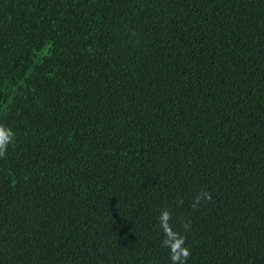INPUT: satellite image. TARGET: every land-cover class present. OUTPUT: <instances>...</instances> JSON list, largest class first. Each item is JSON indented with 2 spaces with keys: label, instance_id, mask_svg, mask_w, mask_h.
Masks as SVG:
<instances>
[{
  "label": "trees",
  "instance_id": "trees-1",
  "mask_svg": "<svg viewBox=\"0 0 264 264\" xmlns=\"http://www.w3.org/2000/svg\"><path fill=\"white\" fill-rule=\"evenodd\" d=\"M0 126V264H264V0H0Z\"/></svg>",
  "mask_w": 264,
  "mask_h": 264
},
{
  "label": "clouds",
  "instance_id": "clouds-1",
  "mask_svg": "<svg viewBox=\"0 0 264 264\" xmlns=\"http://www.w3.org/2000/svg\"><path fill=\"white\" fill-rule=\"evenodd\" d=\"M14 140V133L11 129L0 126V157L6 153L7 147ZM211 200V196L207 191L202 192L196 196L192 207H197L202 200ZM180 203H183L181 200ZM172 214L167 209L163 210L160 214V227L163 229L165 239L162 241L163 245L170 249V259L172 264H186L187 258L191 255L188 247L185 246V236L181 235L178 231L173 230L169 221Z\"/></svg>",
  "mask_w": 264,
  "mask_h": 264
}]
</instances>
